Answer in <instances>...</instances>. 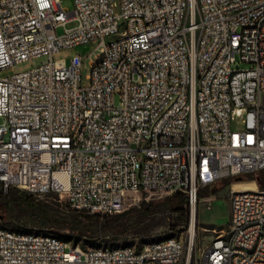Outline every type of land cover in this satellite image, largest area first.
<instances>
[{
  "label": "built area",
  "instance_id": "built-area-1",
  "mask_svg": "<svg viewBox=\"0 0 264 264\" xmlns=\"http://www.w3.org/2000/svg\"><path fill=\"white\" fill-rule=\"evenodd\" d=\"M73 1L0 0V190L108 215L130 191L194 205L202 187L264 169V0ZM79 46L98 50L88 83L82 52L53 56ZM0 264H264V190L234 193L229 228L201 252L176 236L82 249L0 226Z\"/></svg>",
  "mask_w": 264,
  "mask_h": 264
},
{
  "label": "rangeland",
  "instance_id": "rangeland-1",
  "mask_svg": "<svg viewBox=\"0 0 264 264\" xmlns=\"http://www.w3.org/2000/svg\"><path fill=\"white\" fill-rule=\"evenodd\" d=\"M66 9H74L73 0H61ZM77 25V20L73 19L67 23V28H73ZM59 34L65 32V27L60 26L57 29ZM89 46H79L61 49L54 53L56 59L65 58L70 63L76 52L83 53L82 62V80L84 83L90 82L89 75L92 72V58L98 50L92 53V56L85 52ZM48 55H42L16 63L13 66L15 72L29 70L48 60ZM247 62H240L239 67H246ZM236 67V65H235ZM115 104H122L120 93L115 94ZM4 118L0 117V123ZM241 177V178H238ZM201 188L200 190H202ZM205 193L198 195L197 203L190 205L186 203L183 207L171 203L168 196L172 195L164 192H150L145 190H134L128 192V200L124 210L127 211L126 230L111 231L107 236L98 240L97 245L91 243L92 239L83 235L80 239L67 240L66 235L70 233V228L79 226L85 222L104 223L105 218H93L88 211L75 208L66 195L52 191L44 194L35 193L28 190L30 198L38 199L47 205L51 210L57 223L49 224L42 229H47L74 247L87 249L89 247H100L107 245H133L142 246L144 243L176 236L184 241L188 246L196 230L195 251L201 252L215 237L229 228L231 217V199L234 193L241 190H264V169L256 172L245 173L239 176H230L216 183L204 187ZM24 189L17 186H11L2 195H0V226L9 228L27 227L39 228L36 224L38 218L29 214L25 209L20 210L16 207L15 201L22 196ZM200 192V191H199ZM143 201H154L157 209L153 215L146 220L140 211ZM140 222V223H138ZM197 228V229H196Z\"/></svg>",
  "mask_w": 264,
  "mask_h": 264
},
{
  "label": "trees",
  "instance_id": "trees-1",
  "mask_svg": "<svg viewBox=\"0 0 264 264\" xmlns=\"http://www.w3.org/2000/svg\"><path fill=\"white\" fill-rule=\"evenodd\" d=\"M206 187V186H205ZM200 190L199 194L202 196L205 193L204 187ZM6 191L0 190V195ZM168 199L171 203L176 206L183 207L186 203H188V197L185 192L177 191L172 195L168 196ZM16 207L20 208V210L25 209L29 214L34 215L38 218L37 225L39 228L42 229L43 227L57 223V220L53 217V214L49 207L43 204L40 200L30 198L28 190L22 191V196L15 201ZM157 209V204L154 201H143L140 207V211L143 214L144 218L143 221L146 220L148 217L153 215ZM127 211L121 213H114L108 215H101V214H92L91 217L93 218H101L104 217V223H96V222H85L79 226H73L70 228V233L66 235L67 240L80 239L83 235L89 236L92 241L93 245L98 244V240L104 236H107L111 231H124L126 230V224L128 222V218H126ZM140 223V222H138ZM17 230H28L31 228L27 227H17L12 228ZM33 229V228H32ZM35 229V228H34Z\"/></svg>",
  "mask_w": 264,
  "mask_h": 264
},
{
  "label": "bare ground",
  "instance_id": "bare-ground-1",
  "mask_svg": "<svg viewBox=\"0 0 264 264\" xmlns=\"http://www.w3.org/2000/svg\"><path fill=\"white\" fill-rule=\"evenodd\" d=\"M196 229H197V228H196ZM196 234H197V232H196V230H195L194 233H193V238H195ZM193 238H192V243L195 244V240H194Z\"/></svg>",
  "mask_w": 264,
  "mask_h": 264
},
{
  "label": "water",
  "instance_id": "water-1",
  "mask_svg": "<svg viewBox=\"0 0 264 264\" xmlns=\"http://www.w3.org/2000/svg\"><path fill=\"white\" fill-rule=\"evenodd\" d=\"M238 178H241V177H238Z\"/></svg>",
  "mask_w": 264,
  "mask_h": 264
}]
</instances>
